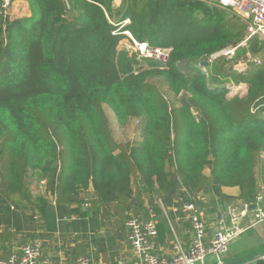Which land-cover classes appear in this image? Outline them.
<instances>
[{"label":"trees","instance_id":"1","mask_svg":"<svg viewBox=\"0 0 264 264\" xmlns=\"http://www.w3.org/2000/svg\"><path fill=\"white\" fill-rule=\"evenodd\" d=\"M112 1L28 0L31 14L12 19L0 0V257L12 251L5 242L36 238L25 233L24 205L48 227L90 185L116 216L127 213L124 227L129 214L141 217L143 195L174 207L192 229L185 203L215 218L264 194V42L241 44L245 22L201 0ZM125 32L170 47L168 61L137 57ZM225 47L238 48L200 66ZM229 80L246 84L243 95H228ZM107 110L121 126L137 121L139 138L114 135ZM30 175L45 179L54 207L30 192Z\"/></svg>","mask_w":264,"mask_h":264},{"label":"crops","instance_id":"2","mask_svg":"<svg viewBox=\"0 0 264 264\" xmlns=\"http://www.w3.org/2000/svg\"><path fill=\"white\" fill-rule=\"evenodd\" d=\"M16 1L23 0H15L12 3ZM223 192L226 195L236 196L238 188L226 186L223 188ZM44 196L54 207V195L47 188ZM82 197L84 202L79 205L72 204L71 212L67 216L57 217L54 214L55 219L49 218L48 227L42 219L43 215L40 210L32 205L24 206L28 207L31 212L28 215L23 211L27 216H30L28 227L25 228L28 232L25 233L32 232L36 237L27 239V241L38 239L43 247L42 256L53 260L55 264H68L69 259L74 261L77 256L81 255V249H87L94 264H141L131 255L130 245H128L124 227L127 213L116 216L114 202L101 201L93 193L91 185L86 190V194H82ZM235 204H240V201L237 200ZM135 208L140 210L138 211L140 214L143 211L141 217L145 215L144 211H147L148 218L150 212L155 213L158 231L155 244L157 245L156 251L160 256L170 257L173 254L172 243L175 239L186 246L189 244L192 229L184 224L174 207H163L161 200L153 194L149 197L143 195L142 204L135 205ZM201 217L207 225L209 236L220 222L227 220L226 209L219 210L215 218H212L211 215L208 216L202 210ZM246 220L243 222L245 223ZM17 240L18 238L5 242L3 244L5 249L8 244L11 245L6 250L4 249V252H10L15 243H20ZM250 252H256V255L239 264H264V221L230 241L228 251L222 256V260L224 264H232V261ZM205 261L204 264H216L213 257L207 258Z\"/></svg>","mask_w":264,"mask_h":264},{"label":"built area","instance_id":"3","mask_svg":"<svg viewBox=\"0 0 264 264\" xmlns=\"http://www.w3.org/2000/svg\"><path fill=\"white\" fill-rule=\"evenodd\" d=\"M1 6L6 13L12 4L11 0H1ZM203 2L230 9L239 19L245 22L246 37L241 44H246L251 38L264 42V0H201ZM129 37L130 35L126 32ZM129 49L135 48L137 57L155 59L162 63L168 61V48L136 42L130 37ZM238 47H225L210 54L206 60L211 62L220 57H231ZM133 50V49H132ZM247 57L254 63H259L257 58ZM245 67V63L235 66L236 69ZM240 67V68H239ZM264 194L257 197L255 204H242L236 209L237 204L227 205V220L219 223L208 236L207 226L201 219L198 209L193 203H185L183 209L189 212L188 219L192 225L189 244L186 246L178 239L173 240V254L170 257L160 256L156 249L155 238L157 226L155 213L150 212L148 219L138 215L129 214L125 221L127 241L130 245L131 255L141 264H204L207 258L213 257L216 264H224L222 256L228 251L230 241L264 221V207L260 204ZM252 205V206H251ZM247 219V220H246ZM243 220H246L244 223ZM7 257H0V264H55L48 257H43V247L38 239L15 243ZM75 264H94L91 255L81 254L74 260Z\"/></svg>","mask_w":264,"mask_h":264},{"label":"rangeland","instance_id":"4","mask_svg":"<svg viewBox=\"0 0 264 264\" xmlns=\"http://www.w3.org/2000/svg\"><path fill=\"white\" fill-rule=\"evenodd\" d=\"M121 0H113L112 1V6L117 7L120 4ZM11 9L9 10V16L12 19H20L23 16H27L31 14V9L29 8V2L28 0H23V1H16L11 4ZM111 22V21H110ZM113 22V21H112ZM127 21H124L123 24L125 25ZM126 33V32H125ZM125 46L129 47L130 44H126ZM133 52H135V48H132ZM243 67V66H242ZM226 86L230 88V92L228 95H234V94H239L243 95L245 92L246 85L245 83H240L237 84L233 80H229L226 83ZM107 115L109 116L110 122H111V127L113 130V134L119 137L122 140H127V139H133V138H139L140 134V127L138 125V122L135 120H131L127 122L125 125H119L115 117L112 116L111 112L107 110ZM30 174V173H29ZM27 183L30 188V192H32L33 195H46V182L45 179H42L41 181L38 179V177L35 175H30L27 179ZM36 188V189H35ZM40 193V194H39ZM48 193V192H47ZM24 206H29V205H24ZM23 206V207H24ZM22 207V211H25L28 215L31 213L30 210H28V207ZM241 208L239 204L236 205V209Z\"/></svg>","mask_w":264,"mask_h":264},{"label":"water","instance_id":"5","mask_svg":"<svg viewBox=\"0 0 264 264\" xmlns=\"http://www.w3.org/2000/svg\"><path fill=\"white\" fill-rule=\"evenodd\" d=\"M208 64V60H204V61H202L201 63H200V66L201 67H205L206 65ZM252 206V205H251Z\"/></svg>","mask_w":264,"mask_h":264}]
</instances>
